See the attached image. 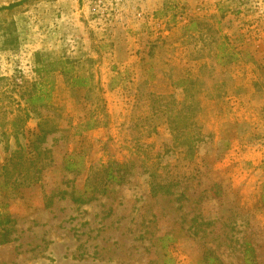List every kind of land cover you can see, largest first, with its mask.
I'll list each match as a JSON object with an SVG mask.
<instances>
[{
    "label": "rangeland",
    "instance_id": "obj_1",
    "mask_svg": "<svg viewBox=\"0 0 264 264\" xmlns=\"http://www.w3.org/2000/svg\"><path fill=\"white\" fill-rule=\"evenodd\" d=\"M0 207V264H264V0L0 9Z\"/></svg>",
    "mask_w": 264,
    "mask_h": 264
},
{
    "label": "trees",
    "instance_id": "obj_2",
    "mask_svg": "<svg viewBox=\"0 0 264 264\" xmlns=\"http://www.w3.org/2000/svg\"><path fill=\"white\" fill-rule=\"evenodd\" d=\"M21 1L22 0L10 3L7 6H2V7H0V9L16 6ZM75 81H76L77 84H82V82L79 79H77V78H75ZM47 92H48L47 90L42 89L37 94L28 95V99H26V100L28 101L29 105H32L34 103L35 104L36 103H41V101L44 99V96L47 95ZM93 125H95V124H93ZM91 126H92V124H91ZM110 163L113 164V165L115 164L114 160H110ZM66 169L67 170H71L72 166L66 165ZM122 177L123 176L119 175L118 172L114 173V169L112 168V165L109 166V167L107 166L106 172H105V179L106 180H112V181H116V182L119 183L121 181ZM99 190L101 192L105 193L107 191L106 187H105V184ZM71 199H72L73 202H79V203H84V202L87 201V199L82 198L81 194H75L74 192H72V194H71ZM11 221L12 220H11L10 215L8 214V212L1 211V209H0V242H2V243L7 242L9 240V237H8L9 236L8 235L9 231L7 229V226L11 223ZM243 260H244L245 264H257V259H256L255 254H254L253 247L249 243L248 240H246L244 242Z\"/></svg>",
    "mask_w": 264,
    "mask_h": 264
}]
</instances>
